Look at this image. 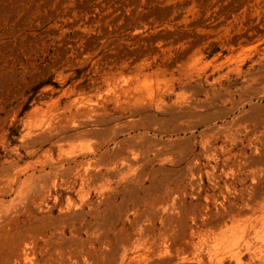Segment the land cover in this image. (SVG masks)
I'll use <instances>...</instances> for the list:
<instances>
[{
  "label": "rangeland",
  "instance_id": "obj_1",
  "mask_svg": "<svg viewBox=\"0 0 264 264\" xmlns=\"http://www.w3.org/2000/svg\"><path fill=\"white\" fill-rule=\"evenodd\" d=\"M216 67L237 102L206 152L175 115ZM106 73L167 103L143 108L149 134L112 141L77 111L110 93ZM263 76L264 0H0V264H140L149 248L201 264L231 245L248 263L250 239L264 248Z\"/></svg>",
  "mask_w": 264,
  "mask_h": 264
},
{
  "label": "bare ground",
  "instance_id": "obj_2",
  "mask_svg": "<svg viewBox=\"0 0 264 264\" xmlns=\"http://www.w3.org/2000/svg\"><path fill=\"white\" fill-rule=\"evenodd\" d=\"M221 72L222 70L216 67L214 68V71L212 72L211 75L206 76L207 82L210 80L211 77H214V80L212 83H210L211 84V87H209L210 89L206 92L204 91L205 92L204 99L196 100L194 98H185V100L182 103V106L178 108L179 111L176 110L177 113L175 115L178 121L182 119L184 120L185 118L194 119L190 121L189 123L190 125L188 124L189 125L188 127L179 130L177 134H183L189 136L188 138L191 139L194 142V144L199 145L206 152H211L213 150L215 145L214 141L217 138L216 136L218 134L220 135L222 133L221 131H223L224 134L225 133L224 130L227 129L228 125L226 127H224L223 124L220 125V122L225 121L224 119L227 117L221 115L222 107L227 102L228 103L230 102V104L231 102H235V101L237 102V100L233 98L235 96L234 95L235 92L232 91L233 89H231L229 85L224 84V82L222 81ZM203 74L206 75L205 73H201L200 75L203 76ZM217 75L218 77H215ZM104 77L108 78V83L106 87L107 89H109L110 93L107 94L105 97H103L100 94H96L90 99L83 98L79 102V107L77 111L81 114H85L86 112H88L91 117L88 123L95 125L96 128H98L99 130H103L104 128L110 129L113 134L111 139L112 141L120 142L121 136L123 135H127L133 138H138L140 136L149 134L152 129L143 122L144 121L143 108L147 109L148 106L155 105L157 107V110L161 108L164 109V107H168L167 103L156 102L154 99L155 90L153 89L152 85L147 84L146 81H143L138 77L135 78V81L133 82L132 86L129 89L125 88L122 85V83L126 81L122 78L119 79L118 75H115L113 73H106ZM112 79H114V81H112ZM99 80H101V78ZM258 81L255 80L251 82L252 86H257L258 84L259 85L264 84V76H263V81L261 83L260 81L259 82ZM248 86L242 88L241 96L240 98L238 97L239 98L238 104H236V106L234 105L233 107L234 109H236L237 107L243 104L245 105L246 103H249L253 100V98H249L248 95L246 96L245 91L247 90ZM134 93H136L137 95L139 93L146 94V98H143L141 96H135ZM148 100L149 102H151L150 105L148 103ZM168 109L170 108H167V110ZM157 132L161 133V131L159 130H157ZM226 134H229V132ZM228 136H226V138ZM169 138L173 139L174 138L173 134L169 135ZM67 146L74 147V145L72 144H67ZM103 146H104L103 144H99L96 147L101 148ZM129 160L130 159L124 160L123 162L121 161L122 162L121 166L123 167V169H120L119 166L116 165L115 171L117 173L123 174L124 172L131 169L133 163H131L132 161ZM95 168L96 166H93L92 164H89L88 167L85 168L83 173L84 176L82 178L83 180L82 190H84L86 186H91L94 183L93 181H95L96 175L93 173V170ZM89 206L91 207L92 210L96 208V206L92 202H89ZM248 242L250 245V250L248 252V254H250V260L246 264H264V248L262 247L263 243L262 242H259V244L255 243L253 239H250ZM235 248L236 245H231L227 247L224 250V252L217 251L215 253L213 260L209 262L201 261V264H233V262L237 259V254H238L235 251ZM159 251L160 250L157 249L152 250L150 248L149 251L145 250L143 256L139 260L140 264H182V262L185 260L186 262L191 261L190 256L188 255H186L185 259L182 260L180 258V255L176 257H167V256H163L165 255V253H158ZM156 255H159V257L154 258Z\"/></svg>",
  "mask_w": 264,
  "mask_h": 264
}]
</instances>
